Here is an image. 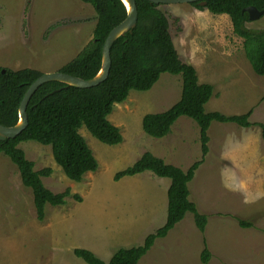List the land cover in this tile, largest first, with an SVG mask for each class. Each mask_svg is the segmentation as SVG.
<instances>
[{
    "label": "rangeland",
    "instance_id": "rangeland-1",
    "mask_svg": "<svg viewBox=\"0 0 264 264\" xmlns=\"http://www.w3.org/2000/svg\"><path fill=\"white\" fill-rule=\"evenodd\" d=\"M160 8L169 19L181 60L196 68L201 83L216 88L205 110L226 115L251 110L250 121L264 124V75L253 70L244 39L233 31L230 17L192 3ZM22 14L29 15V25L26 18L22 22ZM95 25L93 6L82 0H0V67L58 71L90 41ZM245 26L263 30L264 14ZM181 93L182 75L169 72L161 73L149 90H130L108 116L123 136L119 144H105L81 126L79 133L99 163L81 181L65 175L50 145L20 142L36 170L53 169L42 177L47 188L53 192L70 188L83 198L79 202L68 196L64 205L47 204L43 221L37 218L31 188L22 183L10 158L0 153V264H88L75 256L76 247L90 249L108 262L110 252L141 245L164 225L171 180L149 170L118 181L114 174L145 152L184 170L202 157L200 128L192 118L179 117L162 138L142 127L145 114L166 111ZM208 133L209 154L190 181L191 198L198 202L199 212L208 215L206 233L188 212L166 238L155 241L140 264H204V238L211 251L208 264H264L261 128L214 121ZM223 143L228 145L226 152ZM224 152L236 157L224 158ZM237 218L252 226H240Z\"/></svg>",
    "mask_w": 264,
    "mask_h": 264
},
{
    "label": "trees",
    "instance_id": "trees-1",
    "mask_svg": "<svg viewBox=\"0 0 264 264\" xmlns=\"http://www.w3.org/2000/svg\"><path fill=\"white\" fill-rule=\"evenodd\" d=\"M93 6L96 25L92 38L80 52L59 70L83 79L93 78L101 69L102 49L109 32L127 16V9L121 0H82ZM197 8L214 14H227L233 31L244 39L243 47L253 70L264 75V29L251 30L245 26L250 20L244 9L255 6L264 10V0H205ZM138 22L131 33L115 40L111 47V68L108 78L101 84L80 88L59 81L43 83L32 95L27 106L28 125L15 138L0 140V153L5 154L17 166L22 183L31 188L37 218H45V206H61L68 196L82 201V196L71 193L70 188L53 192L47 188L42 177H48L53 169L40 170L26 157L19 143L33 140L50 145L56 163L71 180L81 181L89 171L98 168V161L84 137L79 133L81 126L105 144L115 145L123 140L119 127L108 116L115 103L127 99L130 90H149L161 73L182 75L180 99L169 109L159 113H147L142 118L143 130L156 138L168 135L175 121L181 116L195 120L200 128L202 157L186 170L166 163L151 152L142 156L127 168L114 174L118 181L125 176H133L151 171L159 177L171 180L167 190V219L164 225L146 236L138 246L120 248L105 262L95 252L76 247L74 254L88 264H138L158 238L165 237L188 212L193 213L195 224L204 233L208 215L199 212L197 204L190 200L189 182L196 170L204 162L209 151L208 129L212 122H234L242 127L258 125L264 138V124L252 123L249 110L243 114L226 115L219 111L207 112L205 104L211 99L214 87L210 83H200L196 68L181 60L175 46L169 19L160 5L149 0H136ZM43 72L35 68L11 69L0 67V124L13 126L19 120V106L28 87ZM240 226L252 224L237 218ZM201 261L208 264L211 251L204 238Z\"/></svg>",
    "mask_w": 264,
    "mask_h": 264
},
{
    "label": "water",
    "instance_id": "water-1",
    "mask_svg": "<svg viewBox=\"0 0 264 264\" xmlns=\"http://www.w3.org/2000/svg\"><path fill=\"white\" fill-rule=\"evenodd\" d=\"M126 9V18L116 25L108 34L105 39L103 49H102V65L99 72L90 79H83L78 76H74L60 70L53 72L42 73L27 89L23 99L19 106V120L13 126H5L0 124V140H5L7 138H15L18 136L28 125V114L27 106L30 102L32 95L37 91V89L46 82L59 81L65 83L66 85L76 86L80 88H90L97 86L104 82L110 72L111 68V47L116 39L126 33H131L138 22V9L136 0H121ZM155 4H178V3H193L200 0H149ZM200 5L205 6L206 1L201 0ZM248 13L249 19L254 20L260 18L264 14V10H259L255 6H248L244 9Z\"/></svg>",
    "mask_w": 264,
    "mask_h": 264
},
{
    "label": "crops",
    "instance_id": "crops-1",
    "mask_svg": "<svg viewBox=\"0 0 264 264\" xmlns=\"http://www.w3.org/2000/svg\"><path fill=\"white\" fill-rule=\"evenodd\" d=\"M198 78H199V77H198ZM199 80H200V79H199ZM199 82H200V81H199ZM200 83H201V82H200ZM211 84H212V83H211ZM213 87H214V86H213ZM215 91H216V88H214V92H213V94L215 93ZM212 96H213V95H212ZM241 127H242V126H241ZM243 128L246 129L247 127H243ZM208 135H209V133H208ZM210 143H211V142H210V135H209V141H208L209 151H210ZM251 143H253V142H251ZM223 148H224V151H225V152H226L227 149H229V148H228V145H227L226 143H223ZM238 149H239V148H238ZM209 151H208V153H207L206 155L209 154ZM220 151H222V150H220ZM222 152H223V151H222ZM225 152H224V153H225ZM227 156L236 157V155H229V153H225V157H224V158H227ZM204 161H205V160H204ZM169 185H170V184H169ZM168 188H169V186H167V190H168ZM189 190H190V194H189V198H190V200L194 201V202L197 204V206H198V205H199L198 202L195 201V200H193V199L191 198V185H190V182H189ZM207 224H208V223H207ZM206 229H207V227H206ZM205 233H206V230H205ZM168 235H169V233H168L166 236H168ZM166 236L163 237V238H166ZM159 239H161V238H158L157 240H159ZM157 240H156V241H157ZM153 245L155 246V244H153ZM154 246H152V247H154ZM152 247H151V249H152ZM151 249H150V250H151ZM150 250H149V251H150ZM113 253H114V252H110V253L108 254L110 258H111V256L113 255ZM147 253H148V252H147ZM147 253H146V254H147ZM146 254H145V255H146ZM145 255H144V256H145ZM142 258H143V257H142ZM146 258H148V257H146ZM146 258H145V259H146ZM140 260L142 261V259H140ZM141 261H140V262H141ZM138 263H139V262H138ZM139 264H140V263H139Z\"/></svg>",
    "mask_w": 264,
    "mask_h": 264
},
{
    "label": "flooded vegetation",
    "instance_id": "flooded-vegetation-1",
    "mask_svg": "<svg viewBox=\"0 0 264 264\" xmlns=\"http://www.w3.org/2000/svg\"><path fill=\"white\" fill-rule=\"evenodd\" d=\"M201 1V0H200ZM200 1H197V3H199ZM27 19V22H28V25H29V22H30V20H29V15L27 16V17H25L23 14H22V22H23V20L24 19ZM29 20V21H28Z\"/></svg>",
    "mask_w": 264,
    "mask_h": 264
}]
</instances>
